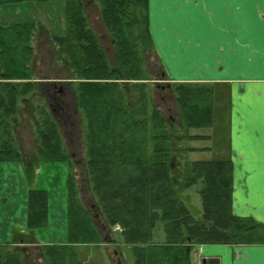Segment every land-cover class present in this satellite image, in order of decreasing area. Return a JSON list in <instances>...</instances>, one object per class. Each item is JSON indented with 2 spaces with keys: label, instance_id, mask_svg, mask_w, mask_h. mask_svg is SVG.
<instances>
[{
  "label": "trees",
  "instance_id": "obj_1",
  "mask_svg": "<svg viewBox=\"0 0 264 264\" xmlns=\"http://www.w3.org/2000/svg\"><path fill=\"white\" fill-rule=\"evenodd\" d=\"M20 1L24 0H0V5ZM98 1L100 18L114 41L113 63L88 24L82 0H64L65 33L52 38L71 70L73 101L84 118L85 167L97 207L110 226L121 228L123 241L131 246L130 264H192L196 244L251 241L253 231L264 232V225L233 212L229 160L199 158L188 162L179 175L182 180L176 181L172 175L175 149L169 127L175 125L153 102L142 54L154 46L148 0ZM35 29L34 22L0 25V161L24 159L10 121L19 97L38 85L32 66ZM169 87L185 131L181 138H202L189 134L188 129L212 125L211 87L190 82H173ZM59 125L50 110L40 107L36 126L39 148L25 171L33 173L32 180L34 165L40 162L67 164L66 241L37 242L35 230L48 224V194L31 186L27 193L28 233L0 243V264H29L25 246H36L43 264H84L75 246L101 242L90 211L79 200ZM197 182L201 184L199 217L180 194L183 187ZM159 222L165 233L160 242L153 239Z\"/></svg>",
  "mask_w": 264,
  "mask_h": 264
},
{
  "label": "crops",
  "instance_id": "obj_2",
  "mask_svg": "<svg viewBox=\"0 0 264 264\" xmlns=\"http://www.w3.org/2000/svg\"><path fill=\"white\" fill-rule=\"evenodd\" d=\"M34 2L2 5L6 7L0 9V25L39 19ZM47 2L60 21L64 0ZM22 3L31 6L11 10ZM148 11L154 45L167 61L172 80L206 84L212 87L214 101L224 106L218 117L223 116L228 136L221 141L223 147L217 142L215 158L231 162L233 212L264 225V0H148ZM195 17L200 23L191 27ZM191 28H199L200 36ZM23 155L22 161H0V243L28 233L31 186L48 194V224L35 230L37 242L65 243L66 185L52 186L49 192L38 183L43 166L46 178L62 162L34 165L33 179L27 181L29 159ZM251 238L247 243L196 245L192 264H264V232L255 229Z\"/></svg>",
  "mask_w": 264,
  "mask_h": 264
},
{
  "label": "rangeland",
  "instance_id": "obj_3",
  "mask_svg": "<svg viewBox=\"0 0 264 264\" xmlns=\"http://www.w3.org/2000/svg\"><path fill=\"white\" fill-rule=\"evenodd\" d=\"M35 1L36 2H34L33 6L36 9L33 10H35V13H39V19L37 17L32 19V22L36 24V29L33 33L31 43L34 47L32 66L34 68L35 76L37 77L33 80L36 81L38 85L34 91L20 96L17 100V109L15 115L10 121V129L16 139V145L19 147L21 152L25 154L27 159L33 158L39 148V140L37 139L36 135L39 109L40 107H45L50 110V107L46 103V98L48 95L46 94L48 92L47 88L52 83H56L57 87L54 88V90H51L50 93H52V96L50 98L62 96L64 99V104L60 103V106H63V108L61 109L60 107L58 110L62 112L63 115L57 117L54 116V118L59 121L61 136L63 138L65 147L70 154V159L73 164L72 172L74 173L76 179V189L79 200L82 205L90 211L93 222L101 235V242L99 244L86 246L81 245L75 246V248L78 249L84 264H130L133 259L131 246L123 241L122 236L120 235L121 228L119 225L110 226L107 223L104 215L97 207L98 202L91 188V183L88 180V173L85 167L84 157V118L79 108L77 110L79 113L75 111L76 105L73 101L74 94L72 93L69 85L70 81H73L71 79V70L65 65V57L59 52V44L52 38L53 35H63V33H65L64 15H61L60 21L57 20L56 11L53 10V7L51 6L52 4L47 2L52 0ZM82 1L88 24L98 36L99 42L104 48L110 63H113L115 56L114 41L100 18L99 1ZM5 4H1L0 9L6 7L2 6ZM25 5L31 6L29 3H22L21 5L18 4L13 5L14 7H10L12 10L15 7H24ZM55 18L58 21V25L55 24ZM191 20V27L193 25H199L200 23L196 17L191 18ZM49 23L53 24L54 27H47ZM199 31V28H191V33L198 35V37L200 36ZM142 52L145 61V72L148 76L147 81L153 102L161 112L162 116L165 119L173 122L175 125L173 127H169L172 136V145L175 149V153L171 158V172L175 179H177L176 181H180L182 178H180L179 175L183 173L182 171H184L186 167H188V162L206 157L213 159L215 158V146L217 142L219 143L220 147L224 146L221 141L226 142L227 140V124H225L223 116L218 117L221 115V110L224 106L222 105L221 108L220 101H214V95L212 93V125L209 127H196L188 129L189 134L201 135L204 138H181L180 135H184L185 131L179 124V109L174 101V93L169 87V84L177 81H173L169 76V69L166 63L167 61H165V59L159 55L155 45L152 49H145ZM73 77H75V75ZM59 85L63 86L64 95H62L58 90ZM24 99L26 100L24 101ZM58 101L59 100H57V102H55V100L52 101L54 102V105L56 104V107L58 106ZM39 103L41 106L38 105ZM65 111L66 113L64 114L63 112ZM189 147L196 149L187 150ZM45 167L47 166L42 167L43 169L39 175L38 183L40 184V187L46 186L49 188V192L52 186L53 188H59L61 186L65 187V180L69 171L67 164L62 162L59 164V166H57L58 168H56V173H54L52 176L48 174L46 178H43V171L45 172ZM32 174L33 173L31 171H25L27 181L32 178ZM200 188L201 184L200 182H197L189 187H183L180 191L182 199L196 217L200 216L202 210L201 197L199 193ZM153 239L159 242L165 239V233L160 222L157 223L153 229ZM196 245L193 248H195ZM25 247L28 254L26 261L29 264H43V257L41 256L42 254L38 249L35 248L36 246ZM193 254L194 250H192L191 255Z\"/></svg>",
  "mask_w": 264,
  "mask_h": 264
},
{
  "label": "flooded vegetation",
  "instance_id": "obj_4",
  "mask_svg": "<svg viewBox=\"0 0 264 264\" xmlns=\"http://www.w3.org/2000/svg\"><path fill=\"white\" fill-rule=\"evenodd\" d=\"M57 86H56V83H52V85H50L47 89V93L46 94H48L47 95V98H46V103L48 104V106L50 107V111L52 112V114L55 116V117H57V116H62L63 114H62V112H60V111H58L59 109H60V103L62 104H64V102H63V99L60 97V96H57V97H52V98H50L51 96H52V93H50L51 92V90H54V88H56ZM50 88V89H49ZM58 90L60 91V93H63V88H62V86L61 87H58ZM49 96V97H48ZM54 98V99H53ZM48 99V100H47ZM53 100H55V102H57V100H59L58 101V106L56 107V104L54 105V102H52ZM49 101V102H48ZM63 108V106L61 107V109ZM78 110V108L76 107L75 108V111H77ZM78 112V111H77ZM64 114L66 113V111L65 112H63ZM79 113V112H78Z\"/></svg>",
  "mask_w": 264,
  "mask_h": 264
}]
</instances>
